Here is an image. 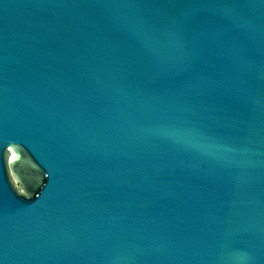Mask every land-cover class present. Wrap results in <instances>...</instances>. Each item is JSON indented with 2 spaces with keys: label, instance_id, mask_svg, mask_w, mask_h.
Instances as JSON below:
<instances>
[{
  "label": "water",
  "instance_id": "1",
  "mask_svg": "<svg viewBox=\"0 0 264 264\" xmlns=\"http://www.w3.org/2000/svg\"><path fill=\"white\" fill-rule=\"evenodd\" d=\"M0 264H264V0H0Z\"/></svg>",
  "mask_w": 264,
  "mask_h": 264
}]
</instances>
